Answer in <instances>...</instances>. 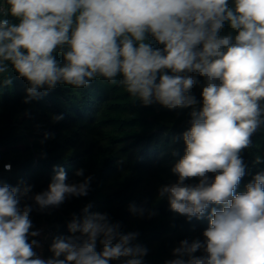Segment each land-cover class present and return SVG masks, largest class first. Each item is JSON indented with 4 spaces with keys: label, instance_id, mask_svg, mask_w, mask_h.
<instances>
[{
    "label": "clouds",
    "instance_id": "obj_1",
    "mask_svg": "<svg viewBox=\"0 0 264 264\" xmlns=\"http://www.w3.org/2000/svg\"><path fill=\"white\" fill-rule=\"evenodd\" d=\"M0 17V74L11 65L28 82L25 104L58 85L87 88L99 77L144 106L192 107L184 154L171 168L178 178L160 186L157 198L189 222L207 216L208 227L203 239L181 240L165 264H264V172L237 193L246 174L241 152L264 123V0H4ZM226 22L230 31L221 35ZM149 35L164 47L153 48ZM12 82L8 76L3 86ZM54 172L31 197L41 212L91 190L84 169L75 173L84 179L72 183L64 168ZM192 179L198 183H186ZM31 190L23 180L0 184V264H143L149 249L135 243L139 233L123 232L107 213L91 212V203L72 214L71 235L53 238L52 258H40L38 241L29 242L40 234L30 231L33 207L20 204ZM129 211L157 215L135 203Z\"/></svg>",
    "mask_w": 264,
    "mask_h": 264
},
{
    "label": "trees",
    "instance_id": "obj_2",
    "mask_svg": "<svg viewBox=\"0 0 264 264\" xmlns=\"http://www.w3.org/2000/svg\"><path fill=\"white\" fill-rule=\"evenodd\" d=\"M2 6L4 0H0ZM229 31L226 22L220 34ZM147 42L153 48L164 47L150 35ZM56 55L62 62V55L59 52ZM8 76L13 82L5 87L3 80ZM198 79L201 84L191 90L198 101L196 109L202 106L204 83L202 77ZM28 86L11 65L8 73L0 74V184L16 186L23 180L32 186L28 196L21 197L20 204L33 207L30 231L37 230L43 219L55 229L44 250L46 258L53 256L50 251L53 238L71 235L67 224L72 214L82 215V209L89 203L93 205L91 212L107 213L113 222H120L123 232L139 233L135 243L149 249L143 264H165L174 258L172 249L181 240L203 239L207 216L189 222L170 210L166 198H157L160 186L178 178L171 168L184 154L182 133L190 127L192 107L170 110L159 104L144 106L119 83L112 85L99 77L87 88L58 85L43 98L25 104ZM61 114L64 119L54 123L52 117ZM46 132L54 136L45 140ZM251 139V146L241 152L246 174L237 193L244 191L257 173L264 172V123ZM257 156L261 158L259 164L255 163ZM5 165H10V170H5ZM54 166L64 168L68 183L92 176L91 190L86 197L71 198L58 208L41 212L31 197L48 188L55 175ZM79 169H84V177L75 175ZM186 183L195 184L198 180ZM132 203L157 215L149 218L147 211L143 217L133 215L129 211ZM32 239L36 237L30 236L29 242ZM97 250H101L99 244Z\"/></svg>",
    "mask_w": 264,
    "mask_h": 264
},
{
    "label": "built area",
    "instance_id": "obj_3",
    "mask_svg": "<svg viewBox=\"0 0 264 264\" xmlns=\"http://www.w3.org/2000/svg\"><path fill=\"white\" fill-rule=\"evenodd\" d=\"M37 230H39L40 234L36 236V240L38 241L40 246L35 247L34 251L37 253V255L40 258L43 259V258H46L44 256V250L46 248L47 241L49 237L52 236V234H54L55 229L46 219H43L39 223ZM118 264H120V262Z\"/></svg>",
    "mask_w": 264,
    "mask_h": 264
},
{
    "label": "crops",
    "instance_id": "obj_4",
    "mask_svg": "<svg viewBox=\"0 0 264 264\" xmlns=\"http://www.w3.org/2000/svg\"><path fill=\"white\" fill-rule=\"evenodd\" d=\"M43 259L47 260L48 258H43Z\"/></svg>",
    "mask_w": 264,
    "mask_h": 264
},
{
    "label": "rangeland",
    "instance_id": "obj_5",
    "mask_svg": "<svg viewBox=\"0 0 264 264\" xmlns=\"http://www.w3.org/2000/svg\"><path fill=\"white\" fill-rule=\"evenodd\" d=\"M66 202V201H65Z\"/></svg>",
    "mask_w": 264,
    "mask_h": 264
}]
</instances>
